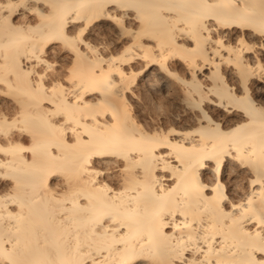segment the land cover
<instances>
[{
  "label": "snow or ice",
  "instance_id": "obj_1",
  "mask_svg": "<svg viewBox=\"0 0 264 264\" xmlns=\"http://www.w3.org/2000/svg\"><path fill=\"white\" fill-rule=\"evenodd\" d=\"M264 0H0V264H264Z\"/></svg>",
  "mask_w": 264,
  "mask_h": 264
},
{
  "label": "bare ground",
  "instance_id": "obj_2",
  "mask_svg": "<svg viewBox=\"0 0 264 264\" xmlns=\"http://www.w3.org/2000/svg\"><path fill=\"white\" fill-rule=\"evenodd\" d=\"M254 86L256 87L257 91H259V89L264 85H262L261 82L257 81Z\"/></svg>",
  "mask_w": 264,
  "mask_h": 264
}]
</instances>
